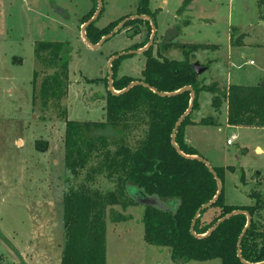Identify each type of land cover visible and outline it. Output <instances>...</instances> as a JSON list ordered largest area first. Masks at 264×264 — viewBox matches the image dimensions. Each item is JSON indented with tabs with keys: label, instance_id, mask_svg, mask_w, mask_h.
I'll use <instances>...</instances> for the list:
<instances>
[{
	"label": "rangeland",
	"instance_id": "374dc122",
	"mask_svg": "<svg viewBox=\"0 0 264 264\" xmlns=\"http://www.w3.org/2000/svg\"><path fill=\"white\" fill-rule=\"evenodd\" d=\"M187 2L180 15L191 0ZM137 3L138 0H101L95 26L103 30V36L96 44H90L97 45L107 36L104 33L110 23L117 21L118 27L127 17L137 16ZM179 5V0H150L157 32L149 48L153 26L141 21L125 25L94 49L82 35V19L94 8L93 16L97 14V0H0V264H61L65 240L64 198L70 192L85 190L91 194L116 191L121 199L122 205L106 207V264H177L171 258L169 247L145 241V208L131 202L128 189L118 188L117 175L108 177L103 157L107 150L97 142L99 150L83 169L73 174L65 163L64 138L66 119L105 121L110 69L112 83L114 78L123 76L142 77L145 54L123 57L115 74L113 62L110 64L114 56L151 48L154 56H159L160 52L169 59L184 58L182 46L189 44L165 36L168 25L175 22ZM210 6L209 13L214 21L194 25L183 36L184 42L220 47L218 50L212 46L200 49L190 59L192 63L198 61L207 67L199 75V83L216 85L222 90L227 82L254 86L264 81V20L260 18L256 0H214ZM231 29L235 30L233 40L244 35L242 45L232 46ZM40 41L69 43V83L67 95L62 100H53L43 108L38 99L33 108L34 51ZM167 42L175 46L163 48ZM172 48L176 49L171 51ZM250 60L254 64H250ZM38 69L39 81L55 70L43 63L38 64ZM214 95L205 90L198 95V108L202 105L205 117L214 109ZM226 107L227 101L222 100L217 118L222 125L209 130L193 128V135L204 144L205 155L212 165L240 163L243 166L248 183L240 180L237 168L227 169L224 198L227 204L249 206L254 204L250 196L255 185L253 176H261L255 190L264 198V127H227L224 123ZM126 124L128 127H121L120 134L110 127L93 128L91 135L106 136L112 152L122 143L135 149L146 136V116L143 111L130 115ZM232 132H236L238 140L223 148ZM46 143L47 150L40 151L38 148ZM257 146L263 149L262 153H256ZM243 147L246 148L244 153ZM258 172L262 173L258 175ZM216 213V207L208 209L203 222L210 221ZM262 218L263 211L255 216L257 221ZM185 264L222 262L217 258Z\"/></svg>",
	"mask_w": 264,
	"mask_h": 264
},
{
	"label": "trees",
	"instance_id": "16d2710c",
	"mask_svg": "<svg viewBox=\"0 0 264 264\" xmlns=\"http://www.w3.org/2000/svg\"><path fill=\"white\" fill-rule=\"evenodd\" d=\"M149 2L150 0H138L136 14L147 16L150 20L134 18L127 20L125 25L147 21L149 25L156 27L155 14L150 10ZM186 4L188 5V2L184 0L179 14ZM258 8L260 18L264 20V0H258ZM94 12L95 8L87 13L82 19V24L92 19ZM99 16L100 13L86 27V38L89 43L96 44L103 36V30L100 31L95 26ZM116 28L117 21L112 22L104 34L108 35ZM180 30L181 25L173 27L166 33L167 39H174ZM243 37L244 35L240 34L233 40L232 35L233 45H242ZM170 44L172 43L167 42L162 47L168 49L175 46V43ZM208 46L218 48V45L207 44L182 46L184 55L182 60L169 59L160 52L159 56H154L150 52L151 48L145 50L143 54L147 59L142 77L114 78L112 85L117 92L123 91L134 82L142 81L148 87L135 84L120 94L108 90L105 100V121L65 120V163L73 174H77L99 150L97 146L99 142L107 150L103 155L104 163H107L105 167L107 175L118 176L120 190L137 187L147 196L155 197L159 201V206H144V239L152 245L169 247L175 263L185 264L192 260L207 261L219 258L222 264H260L264 263V198L260 192L253 189L250 196L254 199V204L249 206L227 204L224 198V176L227 169L234 171L236 167L212 166L216 172L215 176L199 159L204 157L185 142L184 131L188 124L195 123L191 115L198 108V95L202 90L215 93L212 99L215 111L220 110L222 100L227 101L229 125L264 127V81L254 86L230 84L222 90L216 85H201L199 75L194 72L190 59L195 52ZM34 52L32 105L36 108L37 100L40 99L41 106L45 108L51 101H60L67 95L71 47L68 42L40 41ZM129 55L134 53L124 54L113 61L114 74L122 58ZM42 63L52 66L55 70L39 81L38 64ZM186 86L193 87L196 97L192 111L175 132L178 150L173 143V134L179 119L191 105V92L188 90L179 92ZM141 111L146 116L147 133L135 149L122 143L112 152L108 149L106 136L91 135L93 128L110 127L120 134L121 127H128L126 124L128 116H134ZM199 123L217 125L213 115L203 118ZM36 147L38 148L37 144ZM38 149L46 151L47 143ZM240 180L245 181L243 169H240ZM219 182L222 186L220 193ZM215 197V201L201 211L194 227L197 235L195 236L191 233V225L197 212ZM131 202L138 205L133 198ZM107 205H122L116 191L103 194L96 191L92 194L86 190L73 191L65 196L63 214L65 240L61 264H106ZM212 207H216L218 213L210 221L203 222L204 213ZM244 211L252 215V222L239 247V239L248 221ZM261 211L262 221H257L255 216ZM227 215L229 216L211 234L204 236L218 220Z\"/></svg>",
	"mask_w": 264,
	"mask_h": 264
},
{
	"label": "crops",
	"instance_id": "0c3cea01",
	"mask_svg": "<svg viewBox=\"0 0 264 264\" xmlns=\"http://www.w3.org/2000/svg\"><path fill=\"white\" fill-rule=\"evenodd\" d=\"M214 0H191L189 6L187 7V9L182 13V15L179 14V9L181 7V5L183 4L184 0H179V3L180 5L177 7L176 9V14L174 16L175 18V22L173 25H168V28L166 29V33L173 29V27L177 26V25H181V30L180 32L178 33V35L174 38V40H180L182 41L183 43H188V44H193V43H190V42H184L183 41V36H184V33L186 32V30L190 29L191 27H193L194 25H197V26H200V25H207L211 22L214 21V19L212 18V15L209 13L210 11V8H211V3L213 2ZM257 2V5H258V0H256ZM203 5H207V8H203ZM83 25V24H82ZM233 29L230 30V35H231V44L233 46V41H232V35H233ZM166 33H165V36H166ZM205 44H208V43H205ZM209 45H217V44H209ZM219 46V45H218ZM220 48V47H219ZM219 48H217L216 50H218ZM173 49H176V48H172L171 51ZM171 54V53H170ZM246 56V55H244ZM230 84L232 83H228L227 82V85H224V87H227L229 86ZM223 87V88H224ZM222 114V113H221ZM211 115H213L215 117V120L217 122V125H203V124H200L199 122L205 118V114L203 112V107L202 105L199 106V108L197 110H195L191 117H192V121H194L195 123L194 124H188L186 127H185V131H184V138H185V142L188 144V145H191L192 147H194L200 155H202L205 159H207V161L210 163V161L208 160V158L206 157L205 155V146L204 144L201 143V140L197 139V136H194L193 135V128H199V127H203V128H206L205 130H209L208 128H216V127H219V125H222L219 121H217V118L218 116L220 115V111H215L214 109L212 110L211 112ZM228 105L226 107V112H225V116H226V126L227 127H230V128H242V127H237V126H231L228 124ZM232 133H235L236 132H232ZM231 133V134H232ZM237 135V134H236ZM231 136V135H230ZM229 136V138H230ZM228 138V139H229ZM238 140V135H237V138L235 141ZM235 141L233 142V144L231 145H228L227 144V141H226V144L223 146V148L225 147H229V146H232L235 144ZM246 150V148H242V153H244ZM263 152V149L260 147V146H257L256 148V153H262ZM235 157L236 159L238 160L239 159V156L237 155V153H235ZM211 164V163H210ZM211 166H217V167H227V166H222L221 164H217V165H212ZM233 166H235L239 172H240V169H243L244 171V174H245V170L243 168V166L240 165V163L238 164H233ZM262 172H258V175H260ZM261 178L256 176L254 177L253 176V183L257 186L260 181L259 179ZM244 183H248L247 182V179H246V174H245V181ZM255 185L254 187L251 189V190H255ZM250 190V192H251Z\"/></svg>",
	"mask_w": 264,
	"mask_h": 264
},
{
	"label": "water",
	"instance_id": "95a60500",
	"mask_svg": "<svg viewBox=\"0 0 264 264\" xmlns=\"http://www.w3.org/2000/svg\"><path fill=\"white\" fill-rule=\"evenodd\" d=\"M98 2H99V9H98V11H97V14L92 18V19H90L87 23H85L84 25H83V27H82V35H83V37L86 39V42L89 44V45H91L88 41H87V38H86V27L91 23V22H93L95 19H96V17L98 16V14L100 13V11H101V7H102V4H101V0H98ZM134 18H140V19H149L150 20V18L149 17H147V16H132V17H129L128 19H126V20H124L116 29H114L112 32H110L107 36H105L101 41H100V43L99 44H97V45H91L94 49H97V48H99V47H101L107 40H109L110 38H112L118 31H120L121 29H122V27L125 25V23L127 22V20H129V19H134ZM156 32H157V29H156V27L153 25V36H152V39H151V41H150V43H149V45L147 46V48H149L151 45H152V43H153V40H154V37H155V35H156ZM147 48H145V49H143V50H141V51H134V52H123V53H120V54H118V55H116V56H114L112 59H111V62H110V64L114 61V60H116L117 58H119L120 56H122V55H124V54H130V53H134V54H136V53H143L145 50H147ZM192 68H193V70H194V72L197 74V75H201L203 72H205L206 71V69H207V67H205L204 65H202L200 62H195V63H193L192 64ZM110 73V83H109V90L112 92V93H114V94H120V93H123V92H126V91H128L133 85H135V84H142V85H144V86H147L148 87V85L147 84H145L144 82H134V83H132L131 85H129L126 89H124L123 91H119V92H117V91H115L114 89H113V87H112V72H111V69H110V71H109ZM185 90H188V91H190L191 92V105H190V107H189V109L186 111V113L179 119V121H178V123H177V125H176V128H175V131H174V134H173V143H174V145H175V147L178 149V147H177V145H176V142H175V132H176V130H177V128H178V126L181 124V122L185 119V117L187 116V115H189L190 114V112L192 111V109H193V103H194V100H195V97H196V94H195V90L193 89V87L192 86H186V87H184L183 89H181L179 92H182V91H185ZM160 95H175V94H177V93H172V94H165V93H159ZM179 150V149H178ZM199 159L201 160V161H203L206 165H207V167L209 168V170L216 176V172L214 171V169H213V167L211 166V164L205 159V158H202V157H199ZM221 188H222V186H221V183L219 182V191H218V193H220L221 192ZM138 189V188H137ZM134 190L133 188H129L128 189V192H129V194H130V196H131V198H133L138 204H141V205H143V206H150V205H160V203H159V201L157 200V198H155V197H149V196H147L142 190H140V189H138V190ZM215 199H216V197L212 200V201H210L208 204H206V205H204L198 212H197V214H196V216H195V218H194V220H193V222H192V225H191V233L192 234H194L195 236H197L196 234H195V230H194V227H195V224H196V221H197V219H198V217H199V215H200V213H201V211L203 210V208H205V207H207V206H209V205H211L214 201H215ZM244 213L247 215V218H248V221H247V226H246V228H245V230H244V232L242 233V235H241V237H240V239H239V247H240V244H241V242H242V239H243V237H244V235H245V233H246V231H247V229H248V227L251 225V222H252V215L248 212V211H244ZM229 215H227V216H225V217H223V218H221L220 220H218L214 225H213V227L208 231V233H206L204 236H206V235H209V234H211L227 217H228ZM198 237H203V236H198ZM239 255H240V249H239ZM260 264H264V263H260Z\"/></svg>",
	"mask_w": 264,
	"mask_h": 264
},
{
	"label": "built area",
	"instance_id": "2783aa9c",
	"mask_svg": "<svg viewBox=\"0 0 264 264\" xmlns=\"http://www.w3.org/2000/svg\"><path fill=\"white\" fill-rule=\"evenodd\" d=\"M249 63L250 64H254L253 60H250ZM236 138H237V135L235 133H232L231 136H230V138L227 139V144L228 145L233 144V142L236 140Z\"/></svg>",
	"mask_w": 264,
	"mask_h": 264
}]
</instances>
